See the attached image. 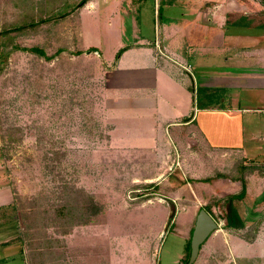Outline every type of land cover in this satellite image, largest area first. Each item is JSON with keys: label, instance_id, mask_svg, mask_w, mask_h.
<instances>
[{"label": "rangeland", "instance_id": "1", "mask_svg": "<svg viewBox=\"0 0 264 264\" xmlns=\"http://www.w3.org/2000/svg\"><path fill=\"white\" fill-rule=\"evenodd\" d=\"M81 1L0 0V186L11 189L22 242L1 247L0 255L27 245L45 250L50 261L67 248L71 264L80 255L79 264H109L112 251L121 246L125 264H146L138 243L151 235L150 247L159 248L162 264H187L194 224L185 225L178 216L175 222L176 210L170 205L164 212L160 205L143 209L136 204H153L156 190L141 184V171L110 144L109 103L103 95L107 64L95 52L99 42L110 53L113 46L131 40L133 30L155 41L160 0H100L99 10L84 16L75 8ZM163 1L164 6L172 3ZM217 1L222 0L205 6ZM248 1L251 11L257 9L252 2L264 8L261 0ZM116 12L126 23L123 34L108 26ZM253 35L264 41V32ZM36 48L45 57L30 52ZM222 69V64H212L214 73ZM238 93L242 106L256 107L257 94ZM247 164L253 176L264 174V159ZM216 200L209 202L216 204L215 217L225 225L219 217H230L231 208L226 214ZM239 206L248 225L244 236L251 239L264 222V195L253 199L246 193ZM10 230L15 232L14 227ZM112 257V264H120L119 257ZM219 259L212 262L221 264ZM210 260L204 253L194 264H213Z\"/></svg>", "mask_w": 264, "mask_h": 264}, {"label": "crops", "instance_id": "2", "mask_svg": "<svg viewBox=\"0 0 264 264\" xmlns=\"http://www.w3.org/2000/svg\"><path fill=\"white\" fill-rule=\"evenodd\" d=\"M171 1L164 6L160 0L155 41L133 30L131 40L113 46L110 53L95 43V52L107 64L103 95L109 103L110 144L133 161L134 170L141 171L145 177L141 184L156 190L153 204H136L143 209L160 205L164 212L170 205L176 210L175 222L177 216L183 217L185 225L195 227L202 209L216 219V204L210 200L217 199L226 213L228 199L245 191L242 199L233 201L243 226L228 228L227 215L220 216L225 225L219 223L201 247L198 260L205 253L210 263L218 257L221 264H264V222L251 239L244 236L248 225L239 209L246 193L253 199L264 195V174L253 176L247 168V160L264 159V41L253 35L264 32V8L252 2L257 9L251 11L248 0H222L210 7L205 5L212 0ZM88 3L95 8H88ZM99 3L89 0L81 15L99 10ZM114 15L108 26L123 34L126 23L117 12ZM213 63L222 64V71L214 73ZM242 90L257 94L255 109L242 106L238 93ZM252 113L258 118L249 120ZM14 210L10 187L1 185L0 248L22 244ZM168 219L162 221L156 243ZM183 235L185 231L182 239ZM67 236L61 234L66 241ZM150 240L151 235H146L138 243L146 264H162L156 255L159 248L150 247ZM19 248L3 251L0 264H71L67 248L60 250L59 259L50 261L42 253L45 250ZM119 249L112 256L125 264ZM79 259L74 263L79 264Z\"/></svg>", "mask_w": 264, "mask_h": 264}, {"label": "water", "instance_id": "3", "mask_svg": "<svg viewBox=\"0 0 264 264\" xmlns=\"http://www.w3.org/2000/svg\"><path fill=\"white\" fill-rule=\"evenodd\" d=\"M220 228V224L205 209L200 210L190 242V257L188 264H194L199 257L201 247L212 233Z\"/></svg>", "mask_w": 264, "mask_h": 264}, {"label": "trees", "instance_id": "4", "mask_svg": "<svg viewBox=\"0 0 264 264\" xmlns=\"http://www.w3.org/2000/svg\"><path fill=\"white\" fill-rule=\"evenodd\" d=\"M89 0H82L75 8L76 10L84 7V5H86V3L88 2ZM30 52L32 53H37V54H40L41 56L45 57V53L40 50V49H32L30 50ZM245 195V191L240 194V195H237V196H233V197H230L228 199V203H230L229 207L231 208L230 210V217L227 218V224H226V227L230 228V227H235V228H240L243 226V223L240 219V217L238 216L237 212H236V209L233 207V201L236 200V199H242ZM191 242V241H190ZM190 242L188 244V252H189V255H190ZM188 264V263H187Z\"/></svg>", "mask_w": 264, "mask_h": 264}]
</instances>
